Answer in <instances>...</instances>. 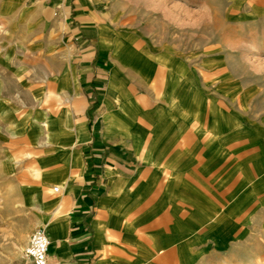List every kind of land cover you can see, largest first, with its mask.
Instances as JSON below:
<instances>
[{
	"label": "crops",
	"instance_id": "obj_1",
	"mask_svg": "<svg viewBox=\"0 0 264 264\" xmlns=\"http://www.w3.org/2000/svg\"><path fill=\"white\" fill-rule=\"evenodd\" d=\"M74 1L70 17L62 0H0V22L15 23L0 37L28 40V53L74 54L53 58L47 69L63 107L45 128L19 126L0 76V119L20 142L13 151L27 150L40 168L24 178L64 190L61 202L43 201L53 214L46 220L50 262L192 264L223 252L232 237L230 189L216 198L214 155L198 142L196 122L157 105L174 101V86L163 96L136 93V84L154 80L145 69L161 67L151 52H128L126 33L112 30L115 6L100 13L93 0ZM40 91L32 84L31 98Z\"/></svg>",
	"mask_w": 264,
	"mask_h": 264
},
{
	"label": "rangeland",
	"instance_id": "obj_2",
	"mask_svg": "<svg viewBox=\"0 0 264 264\" xmlns=\"http://www.w3.org/2000/svg\"><path fill=\"white\" fill-rule=\"evenodd\" d=\"M64 1L75 16V1ZM93 1L100 13L115 6L112 30L126 33L128 52H151L152 62L160 64V70L145 69L159 88L153 80L136 84V93L163 96L174 86V101L157 105L182 112L185 123L196 122L198 142L209 144L214 155L216 198L230 189V244L192 264H264V0ZM14 28L12 21L0 22L1 32ZM12 35L0 37L3 97L12 94L8 101L14 102L19 126H51L63 102L51 93L47 69L54 59L74 54L28 53V40ZM129 61L139 59L131 55ZM32 84L41 89L33 99ZM96 105L90 103L91 112ZM8 126L0 119V264H25L22 249L30 232L46 230L44 222L53 216L43 201L61 202L64 190L53 192L58 183L42 187L24 178L40 168L30 165L27 150L13 151L20 142ZM38 137L45 141V135Z\"/></svg>",
	"mask_w": 264,
	"mask_h": 264
},
{
	"label": "built area",
	"instance_id": "obj_3",
	"mask_svg": "<svg viewBox=\"0 0 264 264\" xmlns=\"http://www.w3.org/2000/svg\"><path fill=\"white\" fill-rule=\"evenodd\" d=\"M53 192H59V186L53 187ZM50 238L43 227H35L29 234L22 249L25 264H52L49 260Z\"/></svg>",
	"mask_w": 264,
	"mask_h": 264
},
{
	"label": "bare ground",
	"instance_id": "obj_4",
	"mask_svg": "<svg viewBox=\"0 0 264 264\" xmlns=\"http://www.w3.org/2000/svg\"><path fill=\"white\" fill-rule=\"evenodd\" d=\"M60 187H61V186H60ZM46 222H47V221H45V222H44V225L47 227V224H46ZM48 227H49V226H48ZM48 227H47V228H48Z\"/></svg>",
	"mask_w": 264,
	"mask_h": 264
}]
</instances>
